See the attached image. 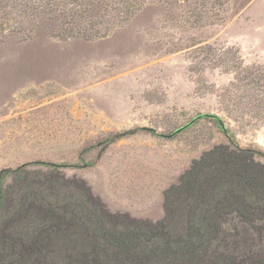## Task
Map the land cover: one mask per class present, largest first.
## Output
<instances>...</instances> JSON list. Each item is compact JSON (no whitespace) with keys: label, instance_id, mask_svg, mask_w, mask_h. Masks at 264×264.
<instances>
[{"label":"rangeland","instance_id":"1","mask_svg":"<svg viewBox=\"0 0 264 264\" xmlns=\"http://www.w3.org/2000/svg\"><path fill=\"white\" fill-rule=\"evenodd\" d=\"M203 113L264 152V0H0V175L61 163L112 212L157 220L228 142L208 116L160 135Z\"/></svg>","mask_w":264,"mask_h":264},{"label":"trees","instance_id":"2","mask_svg":"<svg viewBox=\"0 0 264 264\" xmlns=\"http://www.w3.org/2000/svg\"><path fill=\"white\" fill-rule=\"evenodd\" d=\"M228 137L164 192V215L112 212L64 164L0 175V264H264V152ZM11 177V181L5 180Z\"/></svg>","mask_w":264,"mask_h":264},{"label":"water","instance_id":"3","mask_svg":"<svg viewBox=\"0 0 264 264\" xmlns=\"http://www.w3.org/2000/svg\"><path fill=\"white\" fill-rule=\"evenodd\" d=\"M207 116H208V117H210V116H212V117H219L217 114H213V113H203V114H200V115L196 116V117L193 118L191 121H189L188 123H186V124L183 125L182 127L178 128V129L175 130L174 132H172V133H168V134L161 133L160 135H162V136H164V137H168V138H169V137H172L174 134H176V133L182 131L183 129H185L186 127L190 126L192 123L195 122V120H197V119H199V118H201V117H207ZM221 125H222L223 127H225L223 122H222ZM145 128L148 129V130H150V131H155V129L152 128V127H145Z\"/></svg>","mask_w":264,"mask_h":264}]
</instances>
